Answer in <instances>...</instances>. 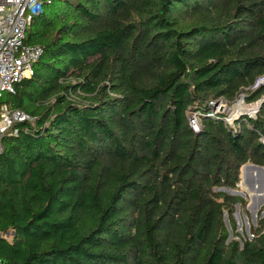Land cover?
<instances>
[{
  "label": "trees",
  "instance_id": "1",
  "mask_svg": "<svg viewBox=\"0 0 264 264\" xmlns=\"http://www.w3.org/2000/svg\"><path fill=\"white\" fill-rule=\"evenodd\" d=\"M39 1L0 98L33 120L2 140L0 264H264L230 194L264 167V0ZM241 94L254 119L211 115Z\"/></svg>",
  "mask_w": 264,
  "mask_h": 264
},
{
  "label": "built area",
  "instance_id": "2",
  "mask_svg": "<svg viewBox=\"0 0 264 264\" xmlns=\"http://www.w3.org/2000/svg\"><path fill=\"white\" fill-rule=\"evenodd\" d=\"M41 8L42 3L39 0H0V98L3 94L12 93L17 83L32 75L33 65L39 59L42 49L24 43L25 30ZM214 103L210 102L209 107L211 108ZM229 119L234 122L233 117L223 118L230 126ZM31 121L33 120L29 115L22 110L13 109L6 104L0 105V154L3 137L16 124ZM189 126L194 132L199 130L197 114L191 116ZM13 133H16L15 129ZM1 237L5 236L0 233ZM252 237L253 235L249 238Z\"/></svg>",
  "mask_w": 264,
  "mask_h": 264
},
{
  "label": "rangeland",
  "instance_id": "3",
  "mask_svg": "<svg viewBox=\"0 0 264 264\" xmlns=\"http://www.w3.org/2000/svg\"><path fill=\"white\" fill-rule=\"evenodd\" d=\"M262 79L264 81V77L259 78V80ZM260 81L257 85L261 86L264 84V82ZM258 82V80H257ZM256 82V83H257ZM256 85V86H257ZM254 86L253 88H255ZM259 101H255L252 103H248L245 100V95L241 94L231 105H225L223 102L217 100L210 108V113L212 114H219L224 118H232L233 121L243 117L247 116L250 118H255V114H253V111L258 110V107L256 104ZM221 107H224L225 109L222 111ZM230 126H233L232 121L229 122ZM237 192H243L245 196L236 195L234 193ZM230 194L239 196L243 198L245 201V207L241 208L239 205L235 206V211L233 214V218L236 223L237 232L240 235H245L248 238L251 236L252 230H254L258 226V222L261 218H264V204H262L259 209L256 211L255 215H253V212L251 209H248L247 206L251 202L250 193L248 192V188L246 185H244L242 181V177L239 175V183L237 185V189L235 191H230ZM250 239V238H249Z\"/></svg>",
  "mask_w": 264,
  "mask_h": 264
},
{
  "label": "water",
  "instance_id": "4",
  "mask_svg": "<svg viewBox=\"0 0 264 264\" xmlns=\"http://www.w3.org/2000/svg\"><path fill=\"white\" fill-rule=\"evenodd\" d=\"M260 81L261 80H258L255 85H257ZM256 106L259 110L261 102L259 101ZM224 109V107H221L222 111ZM258 110L253 111V114H255ZM240 176H243V183L247 186L248 192L250 193V197L252 199L247 208L251 209L253 215H255L259 207L264 204V167L246 163L240 168ZM234 194L245 196L243 192H237Z\"/></svg>",
  "mask_w": 264,
  "mask_h": 264
},
{
  "label": "bare ground",
  "instance_id": "5",
  "mask_svg": "<svg viewBox=\"0 0 264 264\" xmlns=\"http://www.w3.org/2000/svg\"><path fill=\"white\" fill-rule=\"evenodd\" d=\"M244 179H243V176H242V181H243Z\"/></svg>",
  "mask_w": 264,
  "mask_h": 264
}]
</instances>
